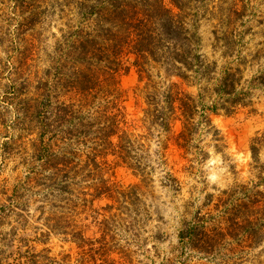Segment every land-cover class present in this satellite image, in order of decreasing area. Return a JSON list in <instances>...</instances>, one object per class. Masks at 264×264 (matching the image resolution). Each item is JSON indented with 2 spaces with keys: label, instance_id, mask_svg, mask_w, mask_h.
Instances as JSON below:
<instances>
[{
  "label": "rangeland",
  "instance_id": "obj_1",
  "mask_svg": "<svg viewBox=\"0 0 264 264\" xmlns=\"http://www.w3.org/2000/svg\"><path fill=\"white\" fill-rule=\"evenodd\" d=\"M79 1L0 0V264H98L104 256L114 264H264V241L244 252L226 247L211 260L178 238L185 222L213 210L222 191L248 184L264 164V0H181L195 48L207 64L215 63L207 81L182 80L151 60H143L141 69V58L137 67L135 57L124 50L118 102L125 130L144 145L135 152L145 174L116 165L112 181L123 194L116 191L113 197L120 201L102 199L91 205L76 194L72 202L48 206L40 215L48 190L32 173L40 168L32 157L35 130L20 102L34 96L46 77L57 79V69L69 75L63 53L81 24ZM226 69L238 70L240 88L251 101L230 116L207 110L213 83ZM166 90L198 100V125L185 154L176 148L178 110L168 131L144 117L147 93ZM59 92L62 102L77 100L71 92ZM202 113L209 116L210 126ZM253 142L259 148L258 165L251 157ZM208 195L213 200L205 207ZM106 205L112 207L105 210ZM97 216L109 217L107 242L94 244L91 252L70 232L99 238Z\"/></svg>",
  "mask_w": 264,
  "mask_h": 264
},
{
  "label": "trees",
  "instance_id": "obj_2",
  "mask_svg": "<svg viewBox=\"0 0 264 264\" xmlns=\"http://www.w3.org/2000/svg\"><path fill=\"white\" fill-rule=\"evenodd\" d=\"M76 9L81 24L70 39L67 52L63 53L68 60L69 75L57 69L53 75H58L57 79L52 81L46 77L36 87L34 96L20 102L35 130L32 157L40 163V168L39 172L32 169V173L48 190L38 207L40 215L48 206L72 202L76 194L83 195L82 201L91 205L102 199L120 201L113 197L116 191H119L117 195L123 194L112 181L111 168L116 165L145 174L135 152L144 145L125 130V116L118 102L121 90L117 75L122 70L124 50L135 57V66H139V58L141 69L143 60H151L185 81L209 80L215 64H207L195 48L194 35L190 34L182 16L181 0H80ZM237 72L226 69L215 80L209 112L230 116L251 106L249 93L240 88L241 77H237ZM62 76L65 78L61 79ZM68 77L72 80L67 81ZM59 90L73 93L77 100L60 101ZM146 104L145 119L161 131L169 130L172 114L179 111L181 132L176 148L185 154L198 125L197 98L185 93L173 95L167 90L151 91L146 95ZM201 116L210 126L209 116L205 113ZM250 151L253 162L258 165V145L253 142ZM169 177L173 184L177 182L172 174ZM212 200L213 196L208 195L205 207ZM111 207L106 205L103 209ZM108 219L95 217L100 231L97 239H85L81 231L70 234L89 245L92 252L94 244L107 242ZM178 238L186 248L211 260L226 247L234 245L244 252L262 243L264 164L253 173L248 184L222 191L216 197L213 210L204 215L198 212L191 222H185ZM81 248L85 249L83 245ZM98 264H114V261L104 256Z\"/></svg>",
  "mask_w": 264,
  "mask_h": 264
}]
</instances>
